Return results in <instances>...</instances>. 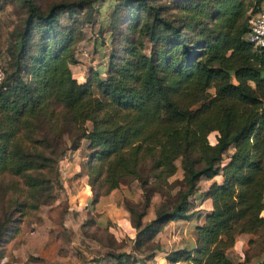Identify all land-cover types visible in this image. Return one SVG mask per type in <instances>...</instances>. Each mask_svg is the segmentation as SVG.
Masks as SVG:
<instances>
[{"label": "trees", "instance_id": "16d2710c", "mask_svg": "<svg viewBox=\"0 0 264 264\" xmlns=\"http://www.w3.org/2000/svg\"><path fill=\"white\" fill-rule=\"evenodd\" d=\"M20 2L0 65V260L23 218L53 200L60 158L84 140L89 205L131 182L139 190L135 206L125 202L130 251L107 253L111 264H145L169 222L191 219L198 182L217 177L198 194L209 208L194 244L166 251L165 261L245 264L227 249L238 234L264 231V56L244 39L263 0ZM94 14L110 52L78 81L70 65ZM176 160L182 175L169 181ZM155 193L162 199L145 221ZM105 221L106 244L92 238L113 249L121 241ZM85 225L101 231L92 217Z\"/></svg>", "mask_w": 264, "mask_h": 264}, {"label": "rangeland", "instance_id": "374dc122", "mask_svg": "<svg viewBox=\"0 0 264 264\" xmlns=\"http://www.w3.org/2000/svg\"><path fill=\"white\" fill-rule=\"evenodd\" d=\"M49 1L38 0L42 6H45ZM100 3L95 2V5L100 6ZM261 7L264 9V0ZM24 13L25 9L20 0H0V65L4 67L8 57L9 42L15 29L20 26ZM98 19V15L94 14L92 22L83 25V38L75 48L76 62L70 65L71 73L77 79L85 77L90 70H98L107 63V56L110 52L108 35H104L106 41L102 43L97 31ZM60 21L64 24L66 15H62ZM100 76H104V74L101 73ZM210 92L212 93V89ZM87 126L89 127L90 124L87 123ZM213 136H215L214 133H210L208 140L213 141ZM85 144L86 141L81 140L74 155L65 152L60 158L57 166L58 178L52 179L53 200L46 205H40L37 210L29 212L23 218L19 232L12 239L3 242L4 253L0 264H111L112 261L107 257V253L130 251V235L115 223L111 229L114 230L117 241H121L120 244H115V248L100 246L92 238L97 237L103 244H106L108 235L104 229V226L107 225L106 219L103 217L104 214L99 216L97 212L105 207L103 204V200H106L105 196L98 198L97 204L92 206L86 204L85 209L75 205L80 191L79 178L82 173H85L87 161L88 151ZM231 152L232 148H228L224 157ZM64 158L67 159V168L72 175L67 176L65 171H61ZM73 163L78 164L80 173H74L75 171L71 170ZM175 164L176 173L169 181L181 178L179 161L176 160ZM204 180L202 178L198 182L197 192L189 197V213L192 215V224L198 222L197 217H202L209 208V203L198 197V194L206 187L207 183ZM3 181L6 182V180ZM161 199V195L154 194L144 218L145 221L153 217L156 204ZM111 200L115 204L108 210L116 216H121L123 213L128 215L125 202L131 206H135L139 202V190L136 183L131 182L129 185H122L119 189H115ZM90 217L100 226L101 231L94 232L93 227L85 225L86 220ZM116 245L119 247L116 248ZM227 256L234 263L256 264L264 256V231L258 235L238 234L234 244L227 249Z\"/></svg>", "mask_w": 264, "mask_h": 264}, {"label": "crops", "instance_id": "0c3cea01", "mask_svg": "<svg viewBox=\"0 0 264 264\" xmlns=\"http://www.w3.org/2000/svg\"><path fill=\"white\" fill-rule=\"evenodd\" d=\"M81 78V80H80ZM77 80L82 81L84 77H80ZM86 145V144H85ZM71 154H75V151L70 152ZM69 153V154H70ZM68 154V155H69ZM65 159V158H64ZM67 159H65L62 163L63 167L61 171H65V173L68 175H72L69 169L67 168L68 162H66ZM78 164L73 163L72 164V171H75L74 173H80L78 170ZM70 173V174H69ZM64 174V172H63ZM80 181V191L77 195V202L75 205H77L78 208L85 209V205L88 204L91 194L88 190V187L86 185V179H85V174H81V177L79 178ZM207 184L206 187L202 190L204 191L207 186L212 182L216 181L219 182L220 178L217 177L214 180H204ZM73 184V181H71ZM74 189V188H73ZM114 192L112 190L107 196H105L106 200H103V204H105V207L100 209L98 212V215H103L105 219L110 220L112 223H115L117 226H121L123 230L129 234V238L132 237L133 235V230H131L129 226V215L127 214H121V216H116L114 213H112L109 208H112L113 205L115 204L111 200V195ZM103 198V199H105ZM207 202V201H206ZM98 202L94 203L97 204ZM208 203V202H207ZM102 204V205H103ZM203 221V217H199L198 222L192 224V219L189 220H176L169 222L161 232H159L156 236V241L160 244L161 250L160 251H155L153 256L145 262V264H166L165 261V255L166 251L172 250V249H177L181 248L183 246H192L194 244L195 240V231H194V226L196 224H200ZM119 231V229H118ZM120 232V231H119ZM174 242V245H173Z\"/></svg>", "mask_w": 264, "mask_h": 264}, {"label": "built area", "instance_id": "2783aa9c", "mask_svg": "<svg viewBox=\"0 0 264 264\" xmlns=\"http://www.w3.org/2000/svg\"><path fill=\"white\" fill-rule=\"evenodd\" d=\"M244 39L264 56V9L251 15L248 20V31L244 35ZM4 78L5 72L0 66V87L3 86Z\"/></svg>", "mask_w": 264, "mask_h": 264}]
</instances>
